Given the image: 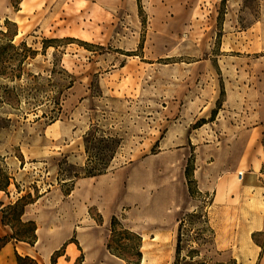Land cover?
Here are the masks:
<instances>
[{
  "label": "rangeland",
  "instance_id": "374dc122",
  "mask_svg": "<svg viewBox=\"0 0 264 264\" xmlns=\"http://www.w3.org/2000/svg\"><path fill=\"white\" fill-rule=\"evenodd\" d=\"M140 2L141 10L137 0H47L35 23H16L11 14L6 26V16L0 17V30L17 31L16 45L25 41L37 50L20 78L0 76V183L10 177L0 190V209L39 194L22 219L35 221L44 244L56 234L79 243L84 234L103 252L116 215L143 235L139 264H173L185 213L204 204L212 224L219 222L213 190L201 200L188 192L184 169L191 146L194 168L214 185L222 169L243 171L229 144L236 137L246 143L245 131L264 122V0ZM43 39L53 41L43 49ZM70 78L72 86L64 88ZM55 101L61 111L50 122ZM89 129L120 139L103 174L126 170L137 177L127 201L106 208L103 194L94 192L103 174L83 176ZM180 186L186 201L178 205L173 196ZM186 222L190 229L176 264H197L199 256H183L199 241L194 228L203 226ZM10 233L0 223V237ZM38 247L10 240L0 257L17 264L16 251L42 264ZM200 250L211 260L218 251L208 243Z\"/></svg>",
  "mask_w": 264,
  "mask_h": 264
},
{
  "label": "trees",
  "instance_id": "16d2710c",
  "mask_svg": "<svg viewBox=\"0 0 264 264\" xmlns=\"http://www.w3.org/2000/svg\"><path fill=\"white\" fill-rule=\"evenodd\" d=\"M19 2V0H18ZM17 4L12 3L15 9L18 8ZM139 10H141L142 5L140 0H137ZM10 22L6 17L4 20L5 25ZM17 35V31L12 34L9 33L8 29L6 31L0 30V39L3 42L0 43V76L10 77L11 79L20 78L23 72V66L26 64L28 58H33L37 50L32 49L26 44L25 41H21L19 45L14 43V37ZM53 39H43V49L51 45ZM21 51H20V50ZM15 60L17 63L15 64ZM72 77L70 74H68ZM73 84V79L70 78L66 84L63 85L64 88H69ZM61 111V106L59 101L54 102V107L50 110L49 120L54 121L56 115L54 113H59ZM47 113H43L42 116H47ZM264 147V141H262ZM84 143L85 152L87 155V161L83 169V176H94L105 173L110 165V162L114 158L117 149L120 145V139L114 135L106 134H96V131L89 129L84 133ZM191 156L187 159V164L184 169V176L186 178L187 188L190 196L198 198L201 200V195L208 194L209 191H201L197 187V181L194 176V161L195 153L194 148L191 146ZM264 170V163L262 166ZM78 177V174L74 175ZM10 177L6 175L5 180L0 183V190H5ZM70 189V188H69ZM64 191L65 194H69L70 190ZM41 195L35 194L32 196L31 193L20 196L14 202L9 203L0 209V222L3 225H8L11 229L9 236L0 237V249L10 240L21 241L29 244L31 247L34 245L37 235H36V223L34 220H23L22 215L25 212L26 205L35 202ZM213 199V198H212ZM202 202V201H201ZM212 203V200L211 202ZM3 203L0 201V206ZM196 219L203 226L194 228L195 238L199 239L197 241L196 247H190L184 254V258H192L194 256H199L200 259L197 264H223V262L215 261L214 263L207 256H202L200 248L211 240L215 236V229L211 225L210 217L206 205L200 204L193 210L185 213L179 220L176 229V244H175V260L173 264H176L178 257L180 256L182 248V240L186 236L188 230L187 222L188 220ZM186 239V238H185ZM74 242L78 249L81 251V255L78 257L77 261L83 260L82 249L78 241L71 237L66 240L60 249L55 250L51 256V264H55V258L60 254L64 245L68 242ZM142 237L141 235L133 231L132 229L124 226L116 215H112L109 221V235L106 240V249L109 253L121 258L127 264H139L142 259ZM60 250V251H59ZM24 259H30L29 261L23 262ZM15 260L17 264H33V260L28 256H21L15 251ZM35 264V263H34ZM235 264V262H234Z\"/></svg>",
  "mask_w": 264,
  "mask_h": 264
},
{
  "label": "crops",
  "instance_id": "0c3cea01",
  "mask_svg": "<svg viewBox=\"0 0 264 264\" xmlns=\"http://www.w3.org/2000/svg\"><path fill=\"white\" fill-rule=\"evenodd\" d=\"M46 1L19 0L18 8L15 9L10 0H7L0 4V17L12 18V14V20L16 23H35L43 16ZM263 130L264 122H260L245 131L248 138L246 143H239L236 137L229 144V151L233 154L236 165H245L241 177L238 174L240 171L235 173L230 169L218 171L214 185H211L209 179L203 185L201 180L195 177L199 190H213L211 204L216 203L218 206L219 222L215 220L214 226L212 218L210 219L215 236L208 245L218 250L212 261L226 262L234 259L237 264H264V147L261 142ZM242 159L245 161L241 162ZM196 168L197 166L194 172ZM80 255L81 251L77 245L68 241L56 256L55 264H76Z\"/></svg>",
  "mask_w": 264,
  "mask_h": 264
},
{
  "label": "bare ground",
  "instance_id": "6f19581e",
  "mask_svg": "<svg viewBox=\"0 0 264 264\" xmlns=\"http://www.w3.org/2000/svg\"><path fill=\"white\" fill-rule=\"evenodd\" d=\"M242 172V171H240ZM195 177H198L203 185H205L207 181V177L204 173L201 172L200 169L196 168L194 172ZM137 180V177L129 173L127 174L126 170L120 171L116 175H107L103 174L101 178H99L94 187L95 194L101 192L106 200L105 207H109L115 202H125L130 197L127 193L129 191V186ZM174 202L178 205L185 203V193L184 189L180 186L174 192L173 196ZM190 203V202H188ZM194 207V205H193ZM190 208V209H193ZM37 239L34 244H38L39 247V261L42 264H49V259L51 253L57 250L65 241L67 236L65 234H56L48 243H43L44 234L41 228H36ZM143 238V235H142ZM79 244L82 246V250L85 251V256L83 259V264H92L95 260L102 258V260L98 264H120L123 261L121 258L109 253L108 251L103 252L100 247L94 246V241L90 240L84 234H79L78 236ZM144 246V242L142 241L141 247ZM144 258L145 251L142 252ZM7 260L6 254H2L0 257V264H10Z\"/></svg>",
  "mask_w": 264,
  "mask_h": 264
},
{
  "label": "built area",
  "instance_id": "2783aa9c",
  "mask_svg": "<svg viewBox=\"0 0 264 264\" xmlns=\"http://www.w3.org/2000/svg\"><path fill=\"white\" fill-rule=\"evenodd\" d=\"M238 174L240 175V177L242 176V172H239Z\"/></svg>",
  "mask_w": 264,
  "mask_h": 264
}]
</instances>
